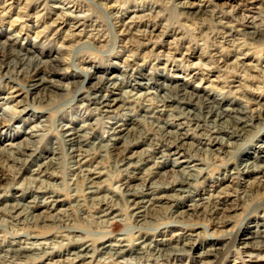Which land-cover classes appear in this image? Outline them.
Returning <instances> with one entry per match:
<instances>
[{
    "label": "clouds",
    "instance_id": "1",
    "mask_svg": "<svg viewBox=\"0 0 264 264\" xmlns=\"http://www.w3.org/2000/svg\"><path fill=\"white\" fill-rule=\"evenodd\" d=\"M0 264H264V0H0Z\"/></svg>",
    "mask_w": 264,
    "mask_h": 264
}]
</instances>
